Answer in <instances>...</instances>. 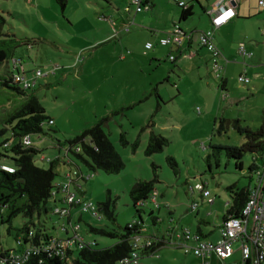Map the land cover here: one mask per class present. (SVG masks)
<instances>
[{
  "label": "rangeland",
  "instance_id": "374dc122",
  "mask_svg": "<svg viewBox=\"0 0 264 264\" xmlns=\"http://www.w3.org/2000/svg\"><path fill=\"white\" fill-rule=\"evenodd\" d=\"M64 1L62 4L59 0H0V14L6 21L4 32L34 42L30 48L18 49L15 58H23V65L29 72L37 69L43 72L55 71L54 76L37 80L29 92L39 100L46 117L54 122L53 126H44L46 135L30 137L32 146L42 152L35 160L36 166L44 170L49 169L51 161L66 155L69 148L67 143L70 140L101 123L102 131L108 136L124 164L118 174L92 172L72 154L67 156L72 162L71 165H67V158H63L55 166L59 176L55 178L54 185L62 182L63 174L70 168H80L85 177L84 181L80 182L82 197L92 202L99 211L101 220L88 214L83 215L79 222L82 238L86 242L96 241L97 249L114 245L116 239L94 234L89 228H105L121 233L128 224L138 221V208L133 206L130 192L137 181L148 182L153 179L155 166V189L157 203L161 209L154 210V217H159L164 223L153 226L148 215L152 205L148 204L145 212L140 211L145 226L150 232L159 230L163 234L169 218L167 210H172L174 219L190 232L197 231L201 220L210 222L209 226H200L208 227V233L213 232L211 235L214 239L216 237L213 244H216L219 240V227L215 225L222 221L231 206L227 188L232 185H236L238 189L253 186L247 172L252 160L251 155L243 157L241 171L235 168L234 160L229 159L223 149L217 157L213 156L215 152L212 147L239 146L244 142V137L240 136L231 124H225L220 132L217 129L220 119L239 120L241 128L251 130L262 126L264 76L259 71V78L252 79L249 73L242 72V61L238 58L222 73V77H227L228 80L225 92L228 96L225 97V93L221 92V81L212 70L201 68L197 71V68L194 74L190 75L176 70L177 75L184 81L182 86H179L181 96L169 100L164 96L163 86L167 87L171 94L177 95L179 92L172 86L175 80L171 85L164 82L168 68L172 67L169 58L162 59L166 62L161 64L162 70L157 71L154 64L148 65L151 62L150 55L154 52L146 53L148 62L147 57L140 54L120 62L118 57L121 52L120 49L116 50L117 43L113 40L90 46L98 41L100 30L105 28V24L108 30L110 29V23L103 17L110 14L114 19H118L119 16L125 15L124 0ZM150 1L155 9L151 8L150 12L138 14L139 18H144V24L137 23L143 29L133 27L132 32H139L136 37L142 38L139 41L141 45L137 48L138 41L136 42L135 38L129 40L128 44L133 45L129 50L131 53H142L143 43L151 34H157L153 33L154 30L159 31L156 30L157 23L163 25L167 22L168 25V19L180 12L177 2L194 6L193 18L201 14L199 4L191 0ZM200 1L202 4L209 2L212 5L214 0ZM168 14L170 17L166 18ZM175 18L178 21L177 16ZM161 28L162 26L159 29ZM235 36L236 41L244 42L253 55L255 53L261 57V61L252 64L248 60L246 65H264V46L261 45V42H264V19L255 17L240 21ZM85 46L89 47L83 50ZM254 47L257 50H253ZM12 62L1 66L0 74L11 68L16 69L15 64L12 67ZM82 65L83 71H80ZM242 75L250 80V85L239 82ZM159 83L164 85L161 87ZM156 87L164 96L160 108L157 106L156 92L153 91ZM157 107L159 112L152 118ZM150 120L155 124L152 130L166 138L169 145L161 153L147 157L145 149L151 129L145 127ZM121 133L125 135L126 145L120 142ZM3 139L5 138H0V143ZM168 157L174 158L175 168L168 165ZM5 164L10 165L9 160ZM201 183L206 184L210 198L214 199L215 203L211 206L197 192L192 194L190 191L196 184ZM59 198H62L61 194ZM108 201L115 215L114 222L108 220L102 212L104 207L101 209L100 206H105ZM191 203L198 204V212L189 210ZM57 205L62 208V205ZM42 220L49 235L63 236L58 228L62 223L59 217L47 215L42 216ZM27 221L28 219L19 215L13 219L11 225L0 224V247L19 250L15 241L16 231ZM32 222L37 225L38 219L34 216ZM233 247L237 250L239 244L236 243ZM233 256L225 264L239 259L238 252ZM141 263L201 264V261L192 253L185 254L183 249L163 244L151 257L142 259ZM212 264L224 263L215 257Z\"/></svg>",
  "mask_w": 264,
  "mask_h": 264
},
{
  "label": "trees",
  "instance_id": "16d2710c",
  "mask_svg": "<svg viewBox=\"0 0 264 264\" xmlns=\"http://www.w3.org/2000/svg\"><path fill=\"white\" fill-rule=\"evenodd\" d=\"M191 1L199 4L198 0ZM59 2L63 4L65 1L59 0ZM187 5L188 8L185 10L180 8V15L177 21L178 25L186 22L193 15L192 6H190L191 4L188 3ZM149 10H151L150 5ZM5 23L6 21L4 17L0 14V67L14 60L23 64V58H15L14 55L18 49L22 47L30 48L34 42L31 39H21L13 34L4 32ZM13 64L14 63L12 62V67ZM15 74L16 69L14 68L0 74V138H5L3 139V142L0 143V224L11 225L13 219L19 215H22L28 219V221L16 231L17 234L15 241L19 250L15 251L0 247V264H10V255L13 253L17 254L22 250L23 246L19 245L20 239L27 242V235L30 232L33 234V244H38L40 241L46 242L58 237H69V235L66 236V234L64 235L60 232V227L62 224L67 223V220L61 218L55 213V210L59 208L57 204L65 206L62 199L59 198L58 188L66 181V179H68V177H70L73 179L72 190L74 189L73 191L78 197H82L80 182L84 181L85 177L79 167H76V169L70 168L68 172L63 174L62 182L54 185L53 182L55 178L59 176L55 171V166L60 160L67 158V165H71L72 162L67 156L68 154H72L81 160L92 172L103 171L106 174H118L124 168V164L110 143L108 136L102 131L101 123L94 125V127L85 130L80 136L70 140L67 143L69 148L66 155L63 157H56L51 161L49 169L44 170L37 167L35 160L40 154H42V152L38 148L32 146V144L30 146H25L23 140L25 137L30 138L33 135H46L44 126L46 124L48 126H53L54 122L46 117L45 110L39 100L32 93H29L32 90H25L21 85L15 82ZM164 82H167V79H165ZM153 91L156 92L155 95L158 101L157 106L160 108V103L162 101L157 95V90ZM158 107L152 114V118H154V115L156 116L159 112ZM262 120L263 123L259 129L251 130L248 128H241L239 126V120L229 121L220 119L219 128L217 129L218 132L223 130L225 124H231L237 133L244 137V142L241 145L234 147H212V150L215 152V154L213 153V156L217 157V154L223 149L228 158L234 160L235 168L240 171L243 169V157L247 154L251 155V164L247 168V172L250 174V180L251 174L264 165V115L262 116ZM50 121L52 124L49 123ZM154 125V122L150 120L145 127V129H151L148 145L145 149V155L147 157L161 153L163 149L169 145V141L166 138L152 130ZM119 138L120 142L123 145H126L127 142L123 133L120 134ZM136 145L137 142L135 143V147ZM8 160L10 165L5 164ZM166 161L172 168L176 167V162L173 157H168ZM2 167L10 168L13 172H6ZM153 171L154 177L151 181H137L130 192L133 206L138 208L136 211V214L139 216L138 221H133L128 224L121 233L105 228H89L94 234H100L104 237L116 239L117 241L114 245L104 249H97L96 244V246L92 248L75 252L72 255L70 254L69 257L65 259H47L41 264H118L121 260L127 258L132 252L133 239L142 236L151 239H158L162 233L159 230L156 232H150L148 227L145 226V221L140 213V211L145 212L148 208V204H151L152 209H150L148 215L152 220L153 226H157L162 222L164 223L159 217H154V210L159 211L161 209L160 205L157 203V198V207L150 203L152 195L154 193L157 194L155 189V184L157 183V171L155 166H153ZM249 190L250 186L244 189H238L236 185H232L227 188L231 199V206L223 216L222 223L229 217L236 218L241 215L248 200ZM83 200L87 201L85 199ZM100 206L101 209L104 207L102 212L108 220L114 222L115 215L111 203L108 201L105 203V206L104 204H101ZM167 214L169 218L166 222L167 228L164 233L170 236L171 234L174 236L181 234L184 228L176 219H174L172 214ZM47 215L59 217L62 223L58 228L63 236L58 235L57 237H54L47 233L45 222L42 220V216ZM83 215L84 214H78L77 209L71 211L70 217L73 221L72 226H75L76 224L79 225ZM34 216L38 219L37 225L32 222ZM170 220H173L174 222L170 223ZM201 224H207V226H209L210 222L207 223L204 220H201L197 231L193 232V234L200 240L204 241L207 235L204 236L203 232L207 227L200 226ZM170 229L173 231H171V233L167 232ZM79 234H81L80 230ZM161 246H163L162 242H154L150 248L142 251L141 260L151 257V255H153V253H155ZM26 264L40 263L39 260L32 258Z\"/></svg>",
  "mask_w": 264,
  "mask_h": 264
},
{
  "label": "built area",
  "instance_id": "2783aa9c",
  "mask_svg": "<svg viewBox=\"0 0 264 264\" xmlns=\"http://www.w3.org/2000/svg\"><path fill=\"white\" fill-rule=\"evenodd\" d=\"M177 5L183 10L188 8V5L184 2H177ZM147 11H149V5L146 4L144 0H127L126 2L125 13L127 14L132 13L136 15ZM256 11L264 18V0H257ZM208 15L211 17L212 29L200 34L199 45L212 56L214 62L212 73L215 74L216 78L221 79L224 70L222 66L216 63L219 51L214 43V32L228 23L235 16V12L229 4H223L218 5L215 9L209 10ZM132 22L133 21L129 22L124 27L125 33L129 32V25L133 24ZM182 36L183 34L180 30V26L176 24L173 26L172 32L161 38L156 46H179L182 41ZM115 37L116 34L113 35V38ZM156 46L152 43H147L145 45V53L153 50ZM237 52L243 58L250 59L252 57V54L247 52L244 44H239L237 46ZM126 55H129V52L123 54L121 59ZM169 60L173 62L174 57L170 56ZM14 64L16 67L14 80L25 90L32 89L36 85L37 80L55 75L54 70L43 72L37 69L33 72H29L26 71L22 63L16 61ZM239 82L244 85L249 84V80L244 76L239 77ZM49 123L52 124L51 121ZM23 144L25 146H30L31 139L25 137ZM2 169L9 173L13 172L12 169L7 167H2ZM72 182L73 179L68 177L60 187L58 186V194L62 195L61 199L65 206L55 210L56 214L67 220V223L62 224L60 227V232L64 235L66 234V236L69 235V237H58L46 242L40 241L38 244H33V234L30 232L27 235V242L20 239L19 245L23 246L22 250L17 254L13 253L10 255V264H26L32 258L39 260L40 264L47 259H65L69 257L70 254L72 255L75 252L96 246V241L86 242L84 238H82L81 234H79L80 228L78 224L72 226L73 221L70 215L71 211L74 209H77V213L80 215L89 214L101 220L99 211L93 203L84 201L72 190ZM251 182H253V186H250L248 200L241 215L236 218L229 217L220 224L219 240L216 244L200 240L198 237L194 236L193 232L187 229H183L182 233L176 236L172 234L170 236L164 233L163 237L160 236L158 239L146 238L145 236L137 237L133 239L132 252L130 255L121 260L118 264H141L142 251L150 248L154 242H162V244L171 245L172 248L183 249L185 254L192 253L201 261V264H210L208 259L212 254L215 255L220 262L225 264L236 252L239 253V260L231 264H264V165L251 174ZM190 191L192 194L197 192L203 199L207 200L208 205L211 206L214 203V199L210 198L211 195L206 184H196ZM156 198L157 194L154 193L150 199V203L157 207ZM198 208L197 203H191L189 206V210L192 212H196ZM173 222V220H170V223ZM171 231L173 230L170 229L167 232L171 233ZM236 243L239 244V247L237 250H234L233 246Z\"/></svg>",
  "mask_w": 264,
  "mask_h": 264
},
{
  "label": "crops",
  "instance_id": "0c3cea01",
  "mask_svg": "<svg viewBox=\"0 0 264 264\" xmlns=\"http://www.w3.org/2000/svg\"><path fill=\"white\" fill-rule=\"evenodd\" d=\"M109 1L110 0H106L105 2H109ZM144 1H146V3H148L151 6V8H153V10L155 9L153 2H151L150 0H144ZM124 2H127V1L124 0ZM198 3H199V8L201 9L200 11L201 14L193 18V16L195 15V9H194V6L190 5L192 6V13H193L191 19L184 22V24H181V25L179 24L180 30L183 34L181 44L177 47H164L163 48V47L157 46L155 49L151 51L152 53L153 52L154 53L153 55H150L151 62L148 65L150 66L151 64H154L156 66L155 69H157V71L162 70L160 68L162 66L161 64L166 62L165 60H162V59L169 58L170 56H173L175 58L174 62H171L169 60L172 63V67L168 68L167 76L165 79H167V83L170 85H171V82L175 80L172 83V86L173 88H176L179 91L178 94L177 95H175L174 93L171 94V91L167 87L163 86L164 84L159 83L161 87L162 86L164 87L163 89H164V96H166L165 98L169 100L173 98H178L181 96V90L179 86H182L184 81L179 75H177L176 70L178 72L179 71L187 72L189 75L194 74V71H196L197 68H198L197 71H199L201 68H205V70H212L213 65H214L213 58L205 49L200 47L199 37L201 33L212 29L211 17L208 15V11L211 9H215L218 5L229 4V6L235 12V16L228 23H226L219 29L215 30L214 32V43L219 51V56L218 58H216V63L222 66L224 70L229 65L231 64L233 65L236 62L235 60H238L239 58L242 61L240 64L243 68L242 72H244L245 74L249 73L252 79L259 78V75H260L258 73L259 71L261 72V75L264 76V65H259V66L246 65V62H248V60H249V63H252V64L254 62L261 61V57L255 53L253 55L252 52L249 51L248 46L245 45L244 42L236 41V36H235V32L238 28V23L240 21H246V20H249L255 17L263 18V16L260 13L258 14L256 11L257 0H214L213 3L211 2L212 5H210L209 2L202 4L201 1L198 0ZM150 11L151 10H149L148 12ZM179 15H180V12L177 15L175 14L173 17H171V19H168V21L170 22L168 25H167V22L163 23V25L157 23L156 30H159V31L158 32L155 30L153 31V33L156 32L157 34H151L148 37V39L145 41V43H143V49H141L142 53L136 52L134 54L133 52L131 53V51L129 52L130 47L133 45L128 44V41L131 40L132 38H135V41L136 42L138 41V43L139 41H141L142 39L141 37L140 38L136 37V36H139L138 35L139 32L135 34L132 32V29L133 27L134 28L138 27V28L143 29V27H141V25H138V24H144V18L142 16L139 18L138 14L134 15L132 13H129V14L125 13L124 16H119L118 19H114L109 14L107 15L109 17L105 16L103 17V19L107 20V22L110 23L109 25L110 29L108 30V27L105 24V28H102L100 30L101 33L99 35L98 41H96V43L90 46H98L99 44H102L106 41L113 40L114 43H117L115 44L116 50L120 49V52H121L120 57H118V60L120 62L126 61L128 58H131L132 55H138V54L143 55V56L145 55L147 57L146 58V61H147L149 57L148 55H146L147 52L145 53V45L147 43H152L153 45L156 46L158 41L161 38L171 33L173 26L178 24L175 17L177 16V18H179ZM165 17L169 18L170 14H168ZM152 19L153 17H151V20ZM131 21H133L132 22L133 24L129 25V32L125 33L124 27ZM161 26L162 28L159 29ZM114 34H116L115 38H113ZM261 43H262L261 45L264 46V42H261ZM239 44H244L247 52L252 54V57L250 59L243 58L238 54L237 46ZM140 45H141L140 43L137 44L138 46L137 48H139ZM86 47L87 46L83 47L82 49L85 50ZM122 50H125V51H122ZM253 50H257V49L254 47ZM126 52H129V56L126 55L123 59H121L122 54H125ZM253 59H255V61H253ZM14 62H16V60H14ZM80 71H83V65ZM200 76L201 75L199 74V78ZM176 80L178 82V85H176ZM218 80L221 81V85H220L221 92L225 93L227 90V83H228L227 77H221V79H218ZM248 85H250V82ZM158 88L156 87L155 90H157V95L160 97L161 101L163 102L164 96L161 94L160 89ZM224 95L225 97L228 96L227 93H225ZM167 213L172 214V215L174 214L172 210H167ZM221 223L222 221L215 226L219 227ZM207 229L208 227L204 229L205 231L203 233H204V236L205 235L207 236L209 235V236L208 237L206 236L204 241L209 242V243H214L215 242L214 240L216 239V237L214 239V236L211 235L213 232H211L210 234V232L209 233L207 232ZM162 235H164V233ZM215 257L216 256L213 254L210 256V258L208 259L210 264H212ZM237 260L239 259H236V261Z\"/></svg>",
  "mask_w": 264,
  "mask_h": 264
}]
</instances>
